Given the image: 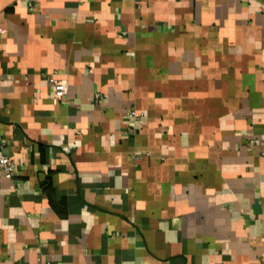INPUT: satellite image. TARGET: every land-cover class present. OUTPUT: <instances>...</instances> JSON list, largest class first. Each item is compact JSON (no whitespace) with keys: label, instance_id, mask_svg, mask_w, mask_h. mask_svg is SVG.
<instances>
[{"label":"crops","instance_id":"0c3cea01","mask_svg":"<svg viewBox=\"0 0 264 264\" xmlns=\"http://www.w3.org/2000/svg\"><path fill=\"white\" fill-rule=\"evenodd\" d=\"M0 264H264V0H0Z\"/></svg>","mask_w":264,"mask_h":264},{"label":"built area","instance_id":"2783aa9c","mask_svg":"<svg viewBox=\"0 0 264 264\" xmlns=\"http://www.w3.org/2000/svg\"><path fill=\"white\" fill-rule=\"evenodd\" d=\"M31 1V0H28ZM0 167L4 175L11 178L16 170L14 161L4 152L3 144L0 139Z\"/></svg>","mask_w":264,"mask_h":264}]
</instances>
